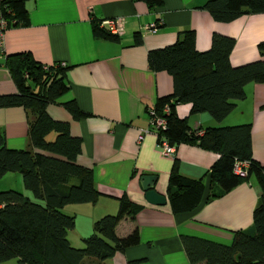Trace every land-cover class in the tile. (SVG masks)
<instances>
[{"label":"crops","instance_id":"0c3cea01","mask_svg":"<svg viewBox=\"0 0 264 264\" xmlns=\"http://www.w3.org/2000/svg\"><path fill=\"white\" fill-rule=\"evenodd\" d=\"M205 1L162 0L160 6L148 7L143 0H23L27 22H8L3 31L0 95L16 92L4 66L7 54L26 51L44 66L59 63L65 67L67 91L49 103L46 111L67 122L69 134L80 138L75 163L91 169L99 192L95 203L62 207L74 215L69 231L75 242L82 243L95 219L116 213L122 195L141 206L133 219L124 217L114 228L117 237L136 228L138 244L116 251L101 264H187L181 235L228 245L234 230L251 227L259 195L253 175L191 211L171 212L166 185L173 159L182 175L201 178L208 188L207 172L219 155L188 142L172 145L170 155L162 154L156 128L148 123L156 99L172 92V78L164 70H151L147 54L174 43L180 31L194 33L197 51L208 49L212 33L232 37L228 56L232 66L264 58L256 48L264 40V13L216 21L201 7ZM116 18H122L123 30L115 35L116 40L92 34V19L109 33L107 21ZM150 23H157L152 32L145 28ZM243 91L244 97L233 100V109L220 121L207 112L190 113L189 103L177 104L175 113L189 129L249 123L251 158L264 166V83L248 82ZM69 100L82 116L73 118L62 105ZM30 119L31 113L20 105L0 107V132L7 148L27 147ZM142 174L155 176L153 189L165 197L164 204L145 201L139 184Z\"/></svg>","mask_w":264,"mask_h":264},{"label":"trees","instance_id":"16d2710c","mask_svg":"<svg viewBox=\"0 0 264 264\" xmlns=\"http://www.w3.org/2000/svg\"><path fill=\"white\" fill-rule=\"evenodd\" d=\"M143 1L148 7L160 6L162 2ZM201 7L214 20L228 22L242 14L264 13V0H206ZM0 15L5 28L8 22H27L23 0H0ZM98 23L91 20L94 36L117 39L98 27ZM179 36L174 43L147 54L151 70H164L172 78V92L158 97L153 105L157 116L165 120V129L155 131L157 142H188L219 156L208 169V188L201 178L182 175L177 159H173L166 185L171 212L191 211L251 175L259 189L251 227L234 230L228 245L180 236L187 264H264V166L251 158L249 123L206 127L197 134L199 129H189L184 118L175 113L177 104L189 103L190 113L207 112L220 121L233 109L232 101L244 97L246 83H264V58L232 66L228 58L234 43L232 37L212 33L208 49L197 51L191 30L180 31ZM256 48L264 55V40ZM4 66L16 92L0 95V107L20 105L31 113V119L28 148H7L0 132V177L7 172L19 173L23 189L32 198L13 189L0 191V262L15 258V264H83L90 259L101 264L116 251L138 244L136 228L122 237L114 233L121 219H133L141 208L122 195L117 199L116 213L104 214L92 222L91 232L81 239L82 247L70 245L67 231L74 227V215L63 212L62 207L95 203L99 192L91 169L75 163L81 150L80 138L69 134L67 122L52 118L46 111L49 103L67 91L65 67L59 63L44 66L26 51L5 55ZM62 105L73 118L83 115L73 100ZM51 132L54 137L47 140ZM238 159L249 163L245 176L232 171L233 161Z\"/></svg>","mask_w":264,"mask_h":264},{"label":"built area","instance_id":"2783aa9c","mask_svg":"<svg viewBox=\"0 0 264 264\" xmlns=\"http://www.w3.org/2000/svg\"><path fill=\"white\" fill-rule=\"evenodd\" d=\"M108 27H109V33L111 35H120L122 33V18H116L113 20L107 21ZM157 27V23H150L145 28L149 31H154ZM5 29V20L0 15V53L2 52V45H1V39L3 35V31ZM62 65V64H60ZM165 111H167V106H164ZM148 123L151 126H154L156 129H165V120L159 116H157L156 112L153 108L149 110V117H148ZM201 131H197V134H200ZM141 139V136H139V140ZM158 148L160 149L162 154L170 155L173 151L172 145H169L165 140H161L157 143ZM248 161L246 160H234L232 165V171L234 174L239 176H245L246 175V169L248 167Z\"/></svg>","mask_w":264,"mask_h":264},{"label":"rangeland","instance_id":"374dc122","mask_svg":"<svg viewBox=\"0 0 264 264\" xmlns=\"http://www.w3.org/2000/svg\"><path fill=\"white\" fill-rule=\"evenodd\" d=\"M53 137H54V133L51 132V133H49L46 136V139L47 140H52ZM26 148H28V145H27ZM7 189H13V190L20 191L24 195H28L30 198H32V195L30 194V192L25 190V189H23L22 184H21V180H20V174L17 173V172H9L6 175L0 177V191L1 190H7ZM77 223L79 224V222H77ZM68 232H69L68 233L69 234L68 237L70 239V241H69L70 245L73 246V247H82L83 246L82 243L75 242V240L73 239V237H72V235L70 233L71 231H68ZM86 235H88V234H86ZM73 243H77V244H73ZM74 245H76V246H74ZM15 263H16V259L15 258H10V259H7L5 261L0 262V264H15ZM92 263L96 264L95 261L89 259V260L85 261L83 264H92Z\"/></svg>","mask_w":264,"mask_h":264},{"label":"water","instance_id":"95a60500","mask_svg":"<svg viewBox=\"0 0 264 264\" xmlns=\"http://www.w3.org/2000/svg\"><path fill=\"white\" fill-rule=\"evenodd\" d=\"M155 176L152 174H142L139 177V184L144 191V198L147 203L153 205H162L165 203V197L153 189Z\"/></svg>","mask_w":264,"mask_h":264}]
</instances>
